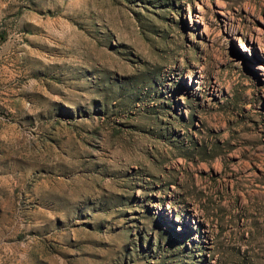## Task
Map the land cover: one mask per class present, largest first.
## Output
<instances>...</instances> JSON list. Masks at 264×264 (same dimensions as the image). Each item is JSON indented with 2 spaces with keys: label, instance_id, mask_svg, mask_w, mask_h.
I'll return each mask as SVG.
<instances>
[{
  "label": "rangeland",
  "instance_id": "obj_1",
  "mask_svg": "<svg viewBox=\"0 0 264 264\" xmlns=\"http://www.w3.org/2000/svg\"><path fill=\"white\" fill-rule=\"evenodd\" d=\"M0 264H264V0H0Z\"/></svg>",
  "mask_w": 264,
  "mask_h": 264
}]
</instances>
